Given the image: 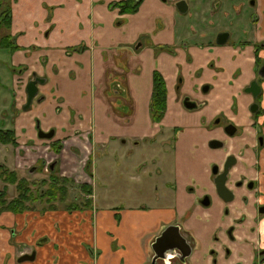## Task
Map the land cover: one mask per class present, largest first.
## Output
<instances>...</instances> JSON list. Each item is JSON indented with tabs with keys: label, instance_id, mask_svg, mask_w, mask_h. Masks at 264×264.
I'll use <instances>...</instances> for the list:
<instances>
[{
	"label": "crops",
	"instance_id": "obj_1",
	"mask_svg": "<svg viewBox=\"0 0 264 264\" xmlns=\"http://www.w3.org/2000/svg\"><path fill=\"white\" fill-rule=\"evenodd\" d=\"M118 1L121 0L11 2L9 32L17 48L7 49L4 56L11 57L10 68L25 75V79L13 76L14 97L9 102H26L24 83L34 77L43 80L38 83L39 91L31 105L21 115L13 114V124L7 126L14 130L18 146L33 143L38 148L46 142L47 152L36 156V165L44 160L63 176L92 184L93 208L4 212L0 217V264H149L152 243L172 224L179 225L196 241L191 264H236L241 260L251 264L258 251L256 247L264 240V218L258 212V206L264 204V144L258 146L259 127L254 124L256 119L251 111L255 97L246 89L257 78L256 53L251 54V50L257 41L264 42L260 28L264 25V9L261 18L257 17L253 36L247 31L249 44L231 48L234 57L224 56L229 49L226 44H219V48L192 46L191 55H184L180 66L172 71L168 66L172 53L158 55L149 42L133 46L145 33L157 45L177 40L176 25L157 29L158 16L150 21L144 19L155 7L159 10L169 5L143 0L137 12L121 14L113 5ZM169 7L174 13V5ZM208 42L213 40L209 38ZM186 50L182 45L178 52L184 54ZM210 54L215 55V62L209 61ZM259 55L264 58V48ZM160 59L167 63L161 69ZM156 70L163 74L167 84V111L161 124L153 122L150 112ZM218 71L226 77L217 84L215 92L213 84ZM184 74L185 86L182 80L177 94L176 78ZM202 83L207 85L199 91ZM261 85L264 93V81ZM222 91L227 102L236 97L238 111L233 114L230 109L227 115L243 130L233 137L225 134L223 125L215 123L218 117H212L219 108L213 97L215 93L222 95ZM204 97L211 102H205ZM186 98L197 106L186 108ZM261 107L264 110V96ZM4 109L8 110L6 106L0 108V119ZM223 117L224 113L219 121ZM257 123L264 135V114ZM178 125L185 132L174 142L173 175H169L166 166L136 159L147 144L157 145L160 153L169 149L166 134ZM39 129H54L55 135L47 140L40 138ZM213 140L224 144L212 147ZM53 142L62 145L59 153L51 146ZM118 154L121 167L146 169L151 164L148 173L152 174L155 165L153 176L163 180L154 188L155 193L151 187L145 197L134 194L135 201L123 205L114 199L117 195L97 191L94 179L99 159L101 163L105 157L116 162ZM230 156L238 162L232 170V180H251L254 187L244 185L235 189L234 200L227 203L217 192L213 168L218 166L221 170ZM87 158H93L95 164L90 180L78 172L79 164L85 166ZM132 177L142 181L140 172ZM205 195L211 197L209 205L201 202ZM232 222L236 227L235 240L223 235ZM215 233L223 237L221 242L214 240ZM225 245L232 251L230 257L225 255ZM213 249L219 251L217 263L212 261ZM33 251V260L18 262L22 254Z\"/></svg>",
	"mask_w": 264,
	"mask_h": 264
},
{
	"label": "rangeland",
	"instance_id": "obj_2",
	"mask_svg": "<svg viewBox=\"0 0 264 264\" xmlns=\"http://www.w3.org/2000/svg\"><path fill=\"white\" fill-rule=\"evenodd\" d=\"M159 1H160V5L163 4H168L169 6L174 5L175 12L173 13V10L169 6L159 10L157 9V7H155L147 15H145L144 19L150 21L151 17H153L154 15L158 16L159 19L157 20V29H163V28L167 29L171 25H176V31L178 37L177 40H175L172 43L164 41L161 42L162 44L157 45L158 43L157 42L155 43V41H150L149 34L145 33L142 35L141 39L137 40L134 43L133 46L137 47L141 42H142L141 44H143V42H149L156 49L158 55H160L163 52L169 54L172 53L171 55L168 56L171 60V63L168 64V66L172 71L176 69V66H180L179 65L181 63L180 60L184 58V55L186 56L191 55L190 48L192 46L215 45L216 48H219L220 45L215 44L214 42H216L218 35L222 32H227L230 35L229 40H227V42L225 43L229 49L225 51L226 54H224V56L234 57L235 53L232 52L231 48H235L236 45L247 46L249 44L246 40V35L248 32L251 31V37L253 36L255 32V26L257 23V17L259 16L261 18V10L264 9V0H159ZM179 1H185L187 7L186 11H181V9L177 6V3ZM119 22L120 21H117V24H119ZM260 28H262L264 31V25H261ZM6 33H7L6 29H4V27H0V38L4 36ZM240 35L241 37H238ZM209 38L213 40L212 43L208 42ZM257 44H264V42L257 41V43H254L253 44L254 47L251 50V54L252 53L254 54L255 47ZM182 45H184L185 48H187L184 54H180L178 52V50L182 47ZM6 51L8 52L9 50L0 47V108H3L5 106L8 108V110L4 109V111H2L3 114L1 113L2 117L0 119V128L11 129L7 125L11 126L13 124V114L19 116L21 115V113L26 111L25 109L28 98L26 102H24L23 99L22 100L18 99L16 105H12L9 102L11 101L12 97H14V95L12 94L13 76L14 78L17 76L21 77L24 80L25 75L22 76L19 73L16 74L15 72H13V70L10 68V64L12 63L11 57H9L8 54L4 56V53ZM214 56H215L214 54L209 55V61L211 63L215 62ZM237 56L241 57L242 54ZM245 56H246L245 58L247 65H250L249 58L247 57V55ZM261 58L263 57L261 56ZM255 63H256V59H255ZM162 64H167V63H163V61L160 59L159 69H161ZM252 65H254V63L252 64L251 62V66ZM20 71L21 69L19 70V72ZM225 77L226 76L224 75L223 71H218L215 77L216 83L213 84V91L217 92V84H219L220 81L223 80ZM182 80H184V83L182 85L184 87L186 80L185 74L183 76H177L176 78L177 88L175 89V91L177 90L176 91L177 94H179L181 90L180 83L182 82ZM27 83L28 82L26 81L24 83V86H22V89H24L25 92H26ZM17 85H19V83H17ZM206 85L207 84L203 85L202 83L201 87L199 88V91H203ZM166 88H167V84H166ZM224 92L222 91V95L215 93L216 96L213 97L215 99L213 101L218 102L219 108L212 113V117L220 118V116L224 113V117L221 119L220 123H217L219 125H223L226 122L235 123V120L229 119L227 114H229L230 109L233 114H235L238 111L235 106L236 97L233 99L232 102H227L228 99L224 97L225 95ZM227 92L229 94L231 93L230 91H228V89ZM203 100L208 103L211 102V99L209 97H204ZM225 100L226 102H223ZM205 104L206 103H204V105ZM8 106L11 107L9 108ZM198 109H196L195 111H197ZM243 116L245 119V115ZM164 117L160 121V124L163 121ZM4 124L7 127H4ZM237 126L241 128L240 127L241 125H237ZM183 131H184L183 126L178 125L176 127H172L166 134V138L168 142L167 148L169 149H167L163 153H160L159 147L157 145L151 146L150 144H147L142 147V150L140 153L137 154L136 159H138L139 161L147 160L148 163L150 162L156 163L157 164L156 166L158 167L166 166L169 175L170 176L173 175L175 171L174 142H176L179 139V135ZM25 137L27 136L24 135V138ZM20 138L23 139V136ZM45 145L46 142L39 144V147L37 148V146L35 147L33 143L23 144V146L19 144L18 147H15L12 144L10 145L0 144V163L6 164L11 169H16L21 177H26L30 181L35 182L33 187L34 186L37 187L39 181L41 179L48 178L51 172V169L46 170L45 167L47 164H45L44 169L40 171L39 168L40 161L38 165H36L35 163L36 156L40 154H46L47 150L44 147ZM107 150L110 151L111 147L108 148ZM119 158H121L120 154H118L114 158L116 159L115 162V161L107 160V158L105 157L102 158V160H105V162L103 163H101V159H99L98 172L95 173V179H94L97 191L99 192L108 191L110 195L113 196L117 195L115 196L114 199L117 198L118 202H120L123 205L134 202L135 200L132 198V195L134 194L142 195L143 197H145L146 195L149 194V192H151V187H152V192L155 193L154 188L156 186H159L160 183L163 181L160 179V177L156 178L153 176V173L155 172L156 169L155 165L152 168V174H149L148 173L149 166L151 164H147L146 169L141 167L133 170L129 166L121 167L120 162H118L117 160ZM88 159L89 158L85 159V162H87ZM90 159L92 160L93 158ZM79 165L80 167L78 169V172L79 173L83 172L82 173L83 177L89 180L90 178H93V172L95 171L94 161H92L89 170V172L92 175H90L89 172L88 173L86 172V170L83 168L85 166L82 165V163H80ZM143 170L145 171L143 172ZM139 172H140V176L142 177V181H140V178L139 180H134L132 177L133 174H138ZM77 175L81 177L80 174L77 173ZM80 181L81 178H78V181H76L75 184L69 185V192L66 196L67 201H73V203H77L83 200L85 193L78 186L79 184L82 183ZM90 185L92 186L93 189V185L92 184ZM2 186H3V182L0 180V189L2 188ZM16 194L17 191L15 185H9V194H8L9 199L16 196ZM63 204L64 203L59 204V209H63ZM92 208L93 206L91 207V209ZM0 217L2 216L0 215Z\"/></svg>",
	"mask_w": 264,
	"mask_h": 264
},
{
	"label": "trees",
	"instance_id": "obj_3",
	"mask_svg": "<svg viewBox=\"0 0 264 264\" xmlns=\"http://www.w3.org/2000/svg\"><path fill=\"white\" fill-rule=\"evenodd\" d=\"M143 0H121L113 5L117 6L121 14L137 12ZM11 2L12 0H0V27H4L7 33L0 38V47L14 50L17 48L10 34L11 28ZM163 48V47H162ZM264 48V44H257L256 53V69L263 63V58L259 52ZM167 110V88L163 75L156 70L153 73V91L150 102V112L153 122H160L165 116ZM0 143L12 144L18 147L15 132L13 129L0 128ZM51 146L56 153L61 151L62 145L53 142ZM40 171L43 170L45 161L39 160ZM92 160L89 158L85 164V170L88 173ZM90 173V172H89ZM90 175H92L90 173ZM0 180L3 186L0 189V215L4 212H12L15 214L27 211H40L42 213L48 210H58L59 204H63V209L85 210L91 209L93 206V189L88 183H81L78 186L83 190L85 196L81 202L73 203L67 201L69 185L75 184V179L63 176L55 167L51 170L48 178L41 179L37 187H33L35 182L30 181L26 177H21L16 169H11L4 163H0ZM9 185H15L17 194L9 199Z\"/></svg>",
	"mask_w": 264,
	"mask_h": 264
},
{
	"label": "water",
	"instance_id": "obj_4",
	"mask_svg": "<svg viewBox=\"0 0 264 264\" xmlns=\"http://www.w3.org/2000/svg\"><path fill=\"white\" fill-rule=\"evenodd\" d=\"M177 6L181 9V11H186L187 7H186V3L185 1H179L177 3ZM229 38V33L227 32H222L218 35V38L216 40V42L218 44H225L227 42ZM259 75L264 78V61H263V65L261 66V68L258 71ZM43 79L39 78V77H34L33 79H31L28 83H27V87H26V93H27V104H26V108L29 107L34 99V97L38 94V83L42 82ZM248 92H251L253 94L254 97H258L261 93H262V88L260 83L257 80H254L251 82L250 86L247 87L246 89ZM185 106L189 109H193L197 106V104L195 102L192 101H185ZM259 108L258 103H254L251 106V111L255 112L257 109ZM228 129L230 130L227 131L230 135L234 134V131L236 130L235 125L230 124L227 126ZM39 128V126H38ZM38 135L40 138H45V139H51L54 137L55 135V130L51 129L49 131H43L41 129H39L38 131ZM210 145L212 147H222L223 143L219 142L217 140H213L211 141ZM234 157H229V159L227 160V164L225 167V171L221 172L220 174H218L216 176V184H217V188H218V192L219 194H221L222 196H224V194L226 193H230L229 189L226 186V180H227V173H228V167H229V161L230 159ZM231 165V164H230ZM53 167V164H52ZM213 173L216 174L218 173V167H214L213 168ZM264 211V209H263ZM152 248L153 251L155 252V256L152 260V262L150 264H155L157 258H163L165 257V252L167 251H176L178 250L179 252H183V255L188 256L190 254L191 251V245L187 242V240L184 238V236L181 234L180 232V226L179 225H168L159 236H157V238L155 239V241L152 244ZM36 252L33 251L32 253H25L22 254L19 258H18V262H23L26 260H33L35 257Z\"/></svg>",
	"mask_w": 264,
	"mask_h": 264
},
{
	"label": "flooded vegetation",
	"instance_id": "obj_5",
	"mask_svg": "<svg viewBox=\"0 0 264 264\" xmlns=\"http://www.w3.org/2000/svg\"><path fill=\"white\" fill-rule=\"evenodd\" d=\"M263 61H264V58H263ZM263 65V63L259 66V68L258 69H256V73H257V78H256V80L260 83V85L262 84V82L264 81V78H262L260 75H259V73H258V71H259V69L261 68V66ZM250 86V85H249ZM261 88H262V85H261ZM251 93V92H250ZM252 94V93H251ZM264 93H263V88H262V93L256 98L255 97V100H254V103H258V105H259V108L255 111V112H253V115L255 116V119H256V121H254V124L256 125H258V127H259V131H258V135H257V140H258V146L260 147V146H262L263 144H264V135L262 134V131H261V128H260V125L257 123V121H258V118L261 116V115H263L264 114V110H263V108L261 107V100H262V98H263V95ZM192 101L190 98H186L185 100H184V106H185V101ZM192 102H194V101H192ZM253 103V104H254ZM197 104V103H196ZM252 106V105H251ZM186 107V106H185ZM187 108V107H186ZM189 109V108H188ZM167 111V110H166ZM166 113V112H165ZM220 119H215V123H218V122H220L219 121ZM230 124H233V125H235V127H236V130L234 131V134H232V135H230L227 131H229L230 132V130L228 129V125H230ZM254 124L252 125L253 127H254ZM223 129H224V132H225V134H227V135H229V136H231V137H233V136H235V135H237V134H239L240 133V130H243L242 128H239L235 123H233V122H226V123H224L223 124ZM176 135V134H175ZM176 139V138H175ZM219 142H222V141H219ZM223 143V142H222ZM224 144V143H223ZM230 157H233V156H230ZM229 159V158H228ZM227 159V160H228ZM226 164H227V161H225V163H224V165H223V167H222V169L220 170V168L218 167V166H215V167H218V173H216L215 175L217 176L218 174H220L221 172H223V171H225V167H226ZM231 164V165H230ZM235 164H238V162H237V160L234 158H231L230 159V161H229V167H228V173H227V180H226V186H227V188L229 189V191H230V193L228 194V193H226V194H224V196H222L221 194H219V192H218V188H217V184H216V181H215V184H216V189H217V192H218V194L227 202V203H231L233 200H234V198H235V196H236V193H235V189H239V188H242V187H244V185H245V187L246 188H249V189H253V187H254V182L253 181H251V180H248L247 182H245V180H243V179H241V178H239L238 180H232V170H233V168H234V166H235ZM53 168V167H52ZM52 170V169H51ZM216 176H215V180H216ZM210 201H211V197L209 196V195H205L203 198H202V204H204V205H209L210 204ZM263 209H264V204H260L259 206H258V212H259V214H260V217H261V219L263 220V218H264V211H263ZM226 212L229 214V212H230V210H229V208H227L226 209ZM236 220H238V219H236ZM261 220V221H262ZM260 221V222H261ZM243 221H240V223H242ZM176 225V224H175ZM235 225H234V223L232 222L230 225H229V229L227 230V231H225L224 233H223V235H225V237H228V238H230L231 240H235V236L233 235V232H234V230H235ZM180 232H181V234L184 236V238L187 240V242L191 245V251H190V254L188 255V256H186L185 257V255H183V252L181 253V252H179L178 250H176V251H167V252H165V257H163V258H157V260H156V262H155V264H191V257H192V255H193V253H194V250H195V245H196V241L194 240V238L190 235V234H187L186 232H184L183 230H182V228L180 227ZM161 234V233H160ZM159 234V235H160ZM157 238V237H156ZM221 238H223V237H220L219 235H218V233H215V235H214V240L216 241V242H221L222 241V239ZM260 240H261V237H260ZM155 241V240H154ZM262 241V240H261ZM256 248H258L257 250L258 251H256L255 252V255H253V258L251 259V264H264V249H262V248H260V247H256ZM224 251H225V255L227 256V257H230L231 256V254H232V251H231V249L229 248V247H227V245H225L224 246ZM152 259L151 260H153V258H154V256H155V252L152 250ZM98 254H96L95 256H97ZM212 255H213V258H212V261L214 262V263H217L218 261H219V259H218V256H219V251L218 250H216V249H213L212 250ZM236 264H244L243 263V261L241 260V261H238Z\"/></svg>",
	"mask_w": 264,
	"mask_h": 264
},
{
	"label": "clouds",
	"instance_id": "obj_6",
	"mask_svg": "<svg viewBox=\"0 0 264 264\" xmlns=\"http://www.w3.org/2000/svg\"><path fill=\"white\" fill-rule=\"evenodd\" d=\"M259 247L264 249V240H262L260 243H259Z\"/></svg>",
	"mask_w": 264,
	"mask_h": 264
}]
</instances>
